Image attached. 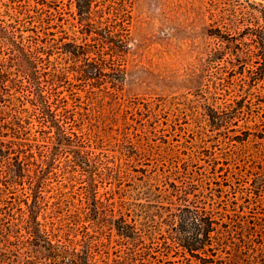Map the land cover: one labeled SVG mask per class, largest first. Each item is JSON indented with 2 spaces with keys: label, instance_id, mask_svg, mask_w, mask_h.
<instances>
[{
  "label": "rangeland",
  "instance_id": "obj_1",
  "mask_svg": "<svg viewBox=\"0 0 264 264\" xmlns=\"http://www.w3.org/2000/svg\"><path fill=\"white\" fill-rule=\"evenodd\" d=\"M0 25L33 50L38 70L60 71L62 125L77 136L66 143L88 156L56 155L53 131L27 117L25 83L9 72L0 264L38 258L30 171L43 184L36 219L85 227L87 239L71 238L97 242L102 264H264V52L251 35L264 26V0H0ZM196 199L218 223L212 252H197L205 260L172 242L169 214Z\"/></svg>",
  "mask_w": 264,
  "mask_h": 264
},
{
  "label": "trees",
  "instance_id": "obj_2",
  "mask_svg": "<svg viewBox=\"0 0 264 264\" xmlns=\"http://www.w3.org/2000/svg\"><path fill=\"white\" fill-rule=\"evenodd\" d=\"M252 32L253 41L258 45L257 50L260 49L264 52V26H255ZM12 36L13 34L8 32L6 27L0 25V44H6L9 50L6 58L0 59V63L4 64H0V102L3 101L4 94L8 93L13 84L8 75L9 72L14 70L24 81L22 83H25L21 85L22 89L20 88V90L24 92L27 117L35 119L37 127L42 134H46L45 129L53 131L54 136L49 138L55 148L56 155H59L61 151L67 148L72 150L73 154L75 153V159L87 160L88 156L83 148H70L73 145L66 143L70 141L71 135L75 139L77 136L71 128L68 129L62 125L63 119H69L70 111L67 100L58 91L59 84L61 83L60 71L53 69L52 75H50L46 74L42 69L41 71L38 70L37 62L39 58L37 55L30 47L21 45V43H18V45ZM0 51H3L1 47ZM252 55H254L253 52ZM65 145L69 147H65ZM83 163L84 165L87 164L86 161ZM82 166L79 165L80 176L84 175L83 172H85ZM30 173L28 183L31 186V191H34V199L32 208H30V223L32 224L29 226L30 231L28 235L37 243L34 245L38 256L36 264L104 263L103 260H100L102 255L99 249H97L99 247L97 242H76L79 240L71 238L72 236L75 237L81 234L82 238L87 239L88 236L86 235L88 232L85 227L78 226L69 217H54L53 214L47 215V219H44L43 223H40L36 219L37 214L44 212L39 203L40 193L42 192L41 186L43 184L39 181L34 186ZM36 179H39V176H36ZM183 188L176 187L175 194L180 195L185 191V188ZM89 194L85 195V201L92 199L91 201L95 204V211H97L96 208L99 202L95 198L89 197ZM185 202L187 204L183 205L182 208H178L177 213L169 214L171 221L174 223L171 230L178 232V237H173L172 242L189 256H197V258L201 259V257H198L197 252H212L211 243L213 238L211 234L216 233L218 223L213 219L212 213L201 205L200 200L196 199L192 202L186 200ZM122 223L123 225L120 227V230H129L133 236H138L140 232L136 227L129 226L124 221ZM121 260L125 261L124 259ZM115 261L116 264H124L118 260Z\"/></svg>",
  "mask_w": 264,
  "mask_h": 264
}]
</instances>
